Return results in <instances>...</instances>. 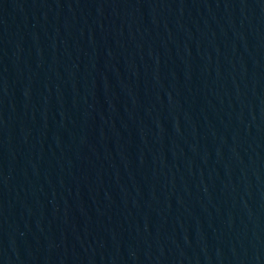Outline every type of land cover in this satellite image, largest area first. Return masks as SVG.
I'll use <instances>...</instances> for the list:
<instances>
[{
    "label": "water",
    "instance_id": "water-1",
    "mask_svg": "<svg viewBox=\"0 0 264 264\" xmlns=\"http://www.w3.org/2000/svg\"><path fill=\"white\" fill-rule=\"evenodd\" d=\"M0 264H264V0H0Z\"/></svg>",
    "mask_w": 264,
    "mask_h": 264
}]
</instances>
